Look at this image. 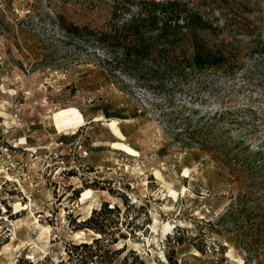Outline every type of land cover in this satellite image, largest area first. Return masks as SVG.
Masks as SVG:
<instances>
[{"label": "rangeland", "instance_id": "rangeland-1", "mask_svg": "<svg viewBox=\"0 0 264 264\" xmlns=\"http://www.w3.org/2000/svg\"><path fill=\"white\" fill-rule=\"evenodd\" d=\"M185 1L238 67L168 95L53 27L112 0H0V264H264V0Z\"/></svg>", "mask_w": 264, "mask_h": 264}, {"label": "trees", "instance_id": "trees-1", "mask_svg": "<svg viewBox=\"0 0 264 264\" xmlns=\"http://www.w3.org/2000/svg\"><path fill=\"white\" fill-rule=\"evenodd\" d=\"M108 6L110 20L104 25L78 24L63 14L54 13L53 27L70 42L78 40L101 50L107 70L118 71L140 88L169 95L197 72L207 69L232 72L238 67L230 61L223 46L211 42L209 36L216 34L213 20L196 11L188 1L112 0ZM257 50L264 54V45L259 43ZM232 208L230 205L222 220ZM107 210L112 212L114 208ZM250 222L244 221L250 225L243 232L255 236L258 242L264 241V217ZM99 243V239H95L91 244L82 243L74 248L90 249L85 255L77 254L91 259L100 251L106 252L105 245ZM45 263L43 259L34 264Z\"/></svg>", "mask_w": 264, "mask_h": 264}, {"label": "bare ground", "instance_id": "bare-ground-1", "mask_svg": "<svg viewBox=\"0 0 264 264\" xmlns=\"http://www.w3.org/2000/svg\"><path fill=\"white\" fill-rule=\"evenodd\" d=\"M56 125H57L58 128H60V127H59V120L57 121ZM225 244H226V243H225Z\"/></svg>", "mask_w": 264, "mask_h": 264}]
</instances>
